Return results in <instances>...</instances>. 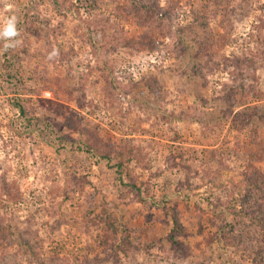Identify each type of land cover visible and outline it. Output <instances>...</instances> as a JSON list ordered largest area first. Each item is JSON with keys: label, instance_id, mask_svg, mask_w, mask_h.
Returning <instances> with one entry per match:
<instances>
[{"label": "rangeland", "instance_id": "rangeland-1", "mask_svg": "<svg viewBox=\"0 0 264 264\" xmlns=\"http://www.w3.org/2000/svg\"><path fill=\"white\" fill-rule=\"evenodd\" d=\"M130 1L141 18L129 0H0L19 32L0 38V264H264L258 205L253 254L223 240L264 207L247 183H264V0ZM106 23L134 43L101 48ZM104 213L125 251L102 245Z\"/></svg>", "mask_w": 264, "mask_h": 264}, {"label": "trees", "instance_id": "trees-1", "mask_svg": "<svg viewBox=\"0 0 264 264\" xmlns=\"http://www.w3.org/2000/svg\"><path fill=\"white\" fill-rule=\"evenodd\" d=\"M139 8L140 7H138L137 5H134V3L129 0V6H128L127 11L136 18H141V14L139 13ZM107 27H109L108 23H106V26L101 24V26L95 27L93 28V30H91V35L93 34L92 35L93 40L96 43H98L101 48L106 49V50L108 49L111 50V49H114L115 47L130 46L134 43L132 41H124L122 40V38L118 37L117 35L116 36L109 35L107 33ZM8 80L11 82L9 78ZM14 105L19 108V112L21 113V115H25V108L21 104L20 100H16ZM132 152L133 150L126 151V153H129V154H132ZM126 153L112 149V150H107V152L105 153V156L103 157L106 160L111 161L113 159H117V158L119 159L120 157L124 158L126 156ZM124 165H125L124 162L122 161L119 162V164L117 165L119 171L123 170ZM248 180L249 182L247 183L251 184L252 192H255L256 194L262 193L263 190L261 188L264 187V183L257 179L256 174L250 173L248 176ZM259 201H260V198H254L253 202L246 203L247 206L245 205L246 207L244 208V211L243 210L240 211L237 209L235 210V224L229 227L226 236L223 238V240H225L226 242L228 240L229 241L228 243L230 245L232 244L235 245V247L239 249L240 251L242 250V252L252 251L251 255L253 254V249L251 248L253 240H252V237L250 236V231L248 228L249 226H245L246 224L242 218L243 217L242 214L243 215L250 214L249 208L251 207V204L258 205L257 206L258 212H257L256 219H255L256 225L254 227L264 230V207L259 204ZM215 205H218V203H215ZM167 212H169L170 219L174 225L173 229L170 231V233L167 236V242H169V246H170L169 249L172 250L171 247L172 246L175 247L176 245V234L178 233L180 235L183 233L182 231L183 226L179 221V213L177 209L170 208V209H167ZM97 217H100V220L104 224L103 226L104 233H103V240H102V242L104 243H102V245L110 246L109 245L110 243H115L116 241H118V244L119 243L121 244V248H119L118 250L121 252L125 251L126 250L125 248L128 247V243H129L128 242L129 241L128 231L124 232L125 235L120 236L121 230L115 224L114 216L110 213H104L102 215H98ZM236 217L238 219H236ZM224 226L225 225H223V227L221 226L219 229L224 230L226 228ZM111 247L113 249V247H115L114 244H112ZM259 258H256V260H258Z\"/></svg>", "mask_w": 264, "mask_h": 264}, {"label": "clouds", "instance_id": "clouds-1", "mask_svg": "<svg viewBox=\"0 0 264 264\" xmlns=\"http://www.w3.org/2000/svg\"><path fill=\"white\" fill-rule=\"evenodd\" d=\"M17 18L16 16H11L5 21V24L0 30V38H11L16 37L19 35V32L17 31ZM10 45L6 44L5 47H9Z\"/></svg>", "mask_w": 264, "mask_h": 264}]
</instances>
